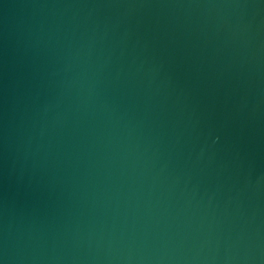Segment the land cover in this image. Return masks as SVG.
<instances>
[{
    "label": "water",
    "instance_id": "95a60500",
    "mask_svg": "<svg viewBox=\"0 0 264 264\" xmlns=\"http://www.w3.org/2000/svg\"><path fill=\"white\" fill-rule=\"evenodd\" d=\"M0 264H264V0H0Z\"/></svg>",
    "mask_w": 264,
    "mask_h": 264
}]
</instances>
